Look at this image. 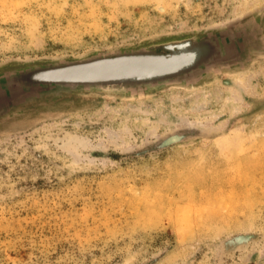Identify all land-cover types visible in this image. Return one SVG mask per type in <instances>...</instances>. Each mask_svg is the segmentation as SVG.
<instances>
[{
    "label": "rangeland",
    "instance_id": "374dc122",
    "mask_svg": "<svg viewBox=\"0 0 264 264\" xmlns=\"http://www.w3.org/2000/svg\"><path fill=\"white\" fill-rule=\"evenodd\" d=\"M241 18L264 35V0H0V66ZM0 264H264V51L1 118Z\"/></svg>",
    "mask_w": 264,
    "mask_h": 264
},
{
    "label": "water",
    "instance_id": "95a60500",
    "mask_svg": "<svg viewBox=\"0 0 264 264\" xmlns=\"http://www.w3.org/2000/svg\"><path fill=\"white\" fill-rule=\"evenodd\" d=\"M264 51V35L245 18L133 47L77 58L0 66V119L46 100L86 92L131 94L193 84Z\"/></svg>",
    "mask_w": 264,
    "mask_h": 264
},
{
    "label": "bare ground",
    "instance_id": "6f19581e",
    "mask_svg": "<svg viewBox=\"0 0 264 264\" xmlns=\"http://www.w3.org/2000/svg\"><path fill=\"white\" fill-rule=\"evenodd\" d=\"M238 82L239 83H244V78H242V77L238 78Z\"/></svg>",
    "mask_w": 264,
    "mask_h": 264
}]
</instances>
